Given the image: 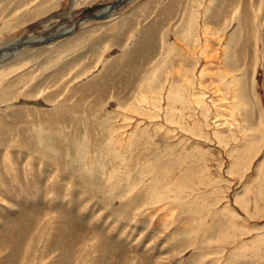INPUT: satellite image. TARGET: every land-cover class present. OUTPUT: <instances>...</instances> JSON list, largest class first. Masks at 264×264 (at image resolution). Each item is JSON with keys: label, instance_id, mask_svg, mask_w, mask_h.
Segmentation results:
<instances>
[{"label": "rangeland", "instance_id": "rangeland-1", "mask_svg": "<svg viewBox=\"0 0 264 264\" xmlns=\"http://www.w3.org/2000/svg\"><path fill=\"white\" fill-rule=\"evenodd\" d=\"M20 1L3 52L70 31L0 62V264H264V0H229L234 84L217 0Z\"/></svg>", "mask_w": 264, "mask_h": 264}, {"label": "bare ground", "instance_id": "bare-ground-1", "mask_svg": "<svg viewBox=\"0 0 264 264\" xmlns=\"http://www.w3.org/2000/svg\"><path fill=\"white\" fill-rule=\"evenodd\" d=\"M25 2H27V1H29V0H24ZM20 2H23V0H21ZM229 0H217L216 2H214L213 3V7H211V8H209L208 10H207V20L205 21V25H204V27H205V29L208 31V34H204V35H209V37H211V39H213L214 41H217L218 43L220 42L221 44H224L225 43V41L227 40V44L226 45H224V47H223V50H224V52H225V55H223V57H224V59L226 60V62H225V68H226V72H225V74H224V77H227V78H229V82H230V84H234V83H239L240 82V79L238 78V76L237 75H235L234 73L232 74V72H234V70H231V68H235L234 67V64L233 63H231L230 61V53H233L232 51H230L229 50V46L231 45V43L233 44L235 41H237V39H238V37H240L242 34H243V32L245 33V30H246V25H247V18H246V15L245 14H242L241 13V15L238 17L237 16V18H235L234 17V19H232V20H229V19H227V10H228V7H229ZM27 5H28V3H27ZM113 11V8L112 7H110V8H106V9H104L103 11H100L99 13H98V17L100 18V17H104V18H108L110 15H111V12ZM112 14H114V13H112ZM199 16V15H198ZM205 19V18H204ZM237 21L238 22V24H237V27L236 28H234L233 29V31L231 30V32H228V29L229 28H231V25H233L232 24V22L233 21ZM192 21V20H191ZM235 21V22H236ZM193 22V21H192ZM201 23V22H200ZM234 23V22H233ZM204 24V23H203ZM216 24V25H215ZM192 25H193V23H192ZM234 26V25H233ZM192 27V26H191ZM194 27V26H193ZM115 28V27H114ZM188 28H189V26H188ZM198 28V27H197ZM68 30V31H67ZM186 30V29H185ZM184 30V31H185ZM70 31V29H66L65 31H63V32H69ZM199 31V30H198ZM204 31H202V33H203ZM194 33V32H193ZM67 34V33H66ZM152 34V33H151ZM180 34H181V32H180ZM182 35V34H181ZM192 35V34H191ZM187 36H188V34H187ZM186 36V37H187ZM197 36V35H196ZM195 36V37H196ZM63 37V36H62ZM185 37V36H184ZM202 37H203V34H202ZM207 38L206 39V43L208 42L209 43V45H207V44H203L204 45V51L206 52V51H208V48L211 46L210 45V42H213V40L212 41H210V38ZM191 38H194V37H191ZM197 38V37H196ZM203 39V38H202ZM196 40V39H195ZM200 41V40H199ZM142 42V41H141ZM237 43V42H236ZM239 43V42H238ZM141 44V43H140ZM178 44V43H177ZM235 45V44H234ZM186 46V45H185ZM236 46V45H235ZM152 47V46H151ZM147 48V47H146ZM186 48V47H185ZM187 49V48H186ZM194 49V48H193ZM234 49V48H233ZM229 50V51H228ZM193 51V50H192ZM203 51V52H204ZM212 51V50H211ZM210 51V52H211ZM196 52V51H195ZM136 53V52H135ZM143 53V52H142ZM196 55H197V52H196ZM199 55V54H198ZM121 56V55H120ZM193 57V56H192ZM199 57V56H198ZM201 58H202V56H200ZM234 58V57H233ZM213 59H217L216 57H214ZM212 59V60H213ZM214 60V61H215ZM233 60V59H232ZM140 61V60H139ZM210 61V60H209ZM221 61V60H220ZM205 62V61H204ZM213 62V61H212ZM222 62V61H221ZM234 62V61H233ZM199 63V62H198ZM136 64V63H135ZM223 64V63H222ZM137 65V64H136ZM203 67V66H202ZM222 67V66H221ZM206 68V67H205ZM211 68V67H210ZM197 69V68H196ZM198 71V70H197ZM220 71V70H219ZM199 72V71H198ZM210 72V71H209ZM135 73V72H134ZM202 73V72H201ZM213 73V72H212ZM211 73V74H212ZM215 73V72H214ZM240 74V73H239ZM105 75V74H104ZM204 75V74H203ZM241 75V74H240ZM202 76V75H201ZM176 77V76H175ZM203 77V76H202ZM205 77V76H204ZM224 77H222V78H224ZM242 77V76H241ZM101 78V77H100ZM232 78V79H231ZM96 83H98L97 81H96ZM175 84V83H174ZM165 86V85H164ZM172 86V85H171ZM170 86V87H171ZM234 87V86H233ZM183 88V87H182ZM240 88V87H239ZM94 89V88H93ZM172 89V88H171ZM170 89V90H171ZM237 90V88H235V91ZM229 91V90H228ZM170 92V91H169ZM172 92V91H171ZM214 92L215 93H217L218 92V89L215 87L214 88ZM167 93H168V91H167ZM174 94V93H173ZM180 94V93H179ZM239 95L242 97V95L239 93ZM239 95H233V99L234 98H237ZM142 97V96H141ZM166 97V96H165ZM174 97V96H173ZM241 97H239V98H241ZM169 98V97H168ZM171 99H173V98H171ZM242 99V98H241ZM140 100V99H139ZM176 100V99H175ZM230 100V99H229ZM170 101V100H169ZM194 102V101H193ZM144 104V103H143ZM167 104H170L169 102L167 103ZM244 104V103H243ZM142 105V104H141ZM146 105V104H145ZM173 107V106H172ZM177 107V106H176ZM181 107V106H180ZM139 108V107H138ZM144 108V107H143ZM169 108V107H168ZM174 108V107H173ZM178 108V107H177ZM245 109H246V107H244ZM177 110V109H176ZM184 110V109H183ZM227 110V109H226ZM224 111V110H222V113H221V115L222 116H225V115H227L228 113H227V111ZM224 111V112H223ZM137 112V111H136ZM141 112V111H140ZM143 112V111H142ZM144 112H147V111H144ZM172 112V111H171ZM166 113V112H165ZM175 113H177V112H175ZM187 113V112H186ZM145 114V113H144ZM171 114V113H170ZM244 114V113H243ZM177 115V114H176ZM187 115H188V113H187ZM189 115H191V114H189ZM245 115V114H244ZM246 115H247V113H246ZM172 116V115H171ZM217 116H219L218 114H217ZM222 116H220L218 119H219V123H220V125H222L221 126V128H224V127H226V128H230V124H229V121L228 120H226L225 118H223ZM57 117V115H53V117H52V119L54 120L55 118ZM166 119V118H165ZM244 121H247L246 119H244ZM186 122V121H185ZM247 125V124H246ZM138 126V125H137ZM148 128H146V130H147ZM248 129H249V131L250 132H252L253 133V130H254V128H251L250 126H248ZM134 132H136V131H134ZM232 132H234V131H232ZM262 132V131H261ZM211 136V135H210ZM254 136H256V135H254ZM251 143H252V141H251ZM254 144V143H253ZM253 147V146H252ZM249 150V149H248ZM253 151V150H252ZM251 151V152H252ZM246 155V154H245ZM256 204V203H255ZM254 206H257V204L256 205H254ZM259 206V205H258ZM255 208H257V207H255ZM256 210V209H255ZM261 210V209H260ZM256 214V213H255ZM13 255V254H12ZM12 257H14V256H12ZM8 259H9V257H8ZM7 262H11V261H9V260H7Z\"/></svg>", "mask_w": 264, "mask_h": 264}, {"label": "water", "instance_id": "water-1", "mask_svg": "<svg viewBox=\"0 0 264 264\" xmlns=\"http://www.w3.org/2000/svg\"><path fill=\"white\" fill-rule=\"evenodd\" d=\"M93 17H94L93 19H98L99 18L98 13ZM62 31L59 32L58 34L55 32L47 36H36V35L24 36L18 39L17 41H15L14 43L9 44L7 47H5L4 48L5 52L2 51L3 49L0 50V62L12 58L14 55L18 54L20 51H22L25 48L44 45L53 41H57L66 33Z\"/></svg>", "mask_w": 264, "mask_h": 264}]
</instances>
